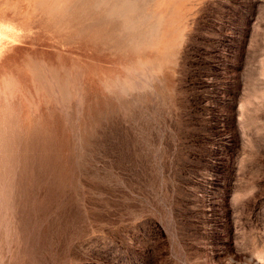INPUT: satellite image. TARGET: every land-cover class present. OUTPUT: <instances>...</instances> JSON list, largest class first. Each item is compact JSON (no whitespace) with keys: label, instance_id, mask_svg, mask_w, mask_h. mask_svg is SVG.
<instances>
[{"label":"rangeland","instance_id":"374dc122","mask_svg":"<svg viewBox=\"0 0 264 264\" xmlns=\"http://www.w3.org/2000/svg\"><path fill=\"white\" fill-rule=\"evenodd\" d=\"M0 264H264V0H0Z\"/></svg>","mask_w":264,"mask_h":264},{"label":"bare ground","instance_id":"6f19581e","mask_svg":"<svg viewBox=\"0 0 264 264\" xmlns=\"http://www.w3.org/2000/svg\"><path fill=\"white\" fill-rule=\"evenodd\" d=\"M1 35V34H0Z\"/></svg>","mask_w":264,"mask_h":264}]
</instances>
